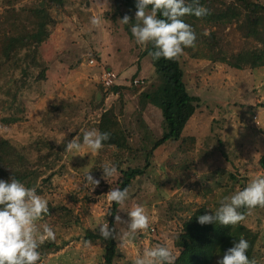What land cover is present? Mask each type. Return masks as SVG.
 <instances>
[{
  "label": "rangeland",
  "instance_id": "obj_1",
  "mask_svg": "<svg viewBox=\"0 0 264 264\" xmlns=\"http://www.w3.org/2000/svg\"><path fill=\"white\" fill-rule=\"evenodd\" d=\"M219 1L218 7H224ZM38 8L53 24L48 40L33 48L18 38L35 30ZM115 10L110 0H62L59 5L49 0H0V140L39 173L31 188L48 201L49 211L37 228L42 231L48 225L56 234L41 244L38 264H104V245L84 237L99 232L98 223H108L107 193L114 189L120 170L144 167V150L162 134L161 111L149 105L142 110L139 94L126 91L132 86L143 90L136 82L147 85L156 76L150 61L140 56L144 45L127 34ZM91 16L101 19L98 26L90 24ZM197 31L215 32L220 41L216 51L227 56L260 47L236 24L220 30L200 22ZM209 54L199 42L180 55L185 82L201 106L181 139L155 150L145 175L133 181L119 209L123 223L116 222V264H133L144 250L157 245L168 246L176 256L174 239L184 219L201 207L214 212L224 197L264 176L256 165L264 155V66L235 69L210 60ZM105 72L114 74L120 85L105 86ZM114 86L122 90L114 91ZM110 108L131 150L103 146L95 155L83 149L76 156L65 151L78 134L82 141L84 131L98 130L103 110ZM105 163L117 167L107 181L102 179ZM89 171L100 180L94 189L85 184ZM137 204L143 205L149 227L120 238L129 220L127 211ZM242 222L258 234L255 261L264 264V208L249 210Z\"/></svg>",
  "mask_w": 264,
  "mask_h": 264
},
{
  "label": "trees",
  "instance_id": "obj_2",
  "mask_svg": "<svg viewBox=\"0 0 264 264\" xmlns=\"http://www.w3.org/2000/svg\"><path fill=\"white\" fill-rule=\"evenodd\" d=\"M110 1L114 4L117 16L123 18L124 15H128L129 23L124 24V29L129 36H132L130 28L136 23L135 0ZM231 1L228 4L225 0H221L224 7H218L219 0H199L200 5L207 9V14L202 17L186 15L182 18L192 26L196 34L193 46L184 49L190 52L199 42H202L210 50L208 58L214 62H224L230 67L240 70L245 67L257 68L264 66V0ZM49 3L50 5H59L62 4V0H49ZM186 3H191V0H186ZM34 13L38 18L35 21V30L21 39L18 38L23 45L29 42L33 48L35 46L40 47L48 40L50 35L48 28L53 24V20L48 15H45L44 10L38 8ZM200 22L217 27L220 30L236 24L238 30L245 38L254 40L260 47L243 50L237 54L227 56L223 52L216 51L220 41L215 32H211L208 35L204 33L202 35L198 34L197 24ZM216 31L219 32V30ZM152 50L151 44L144 45L140 56L150 61L156 76L155 82L147 85L144 82H137L136 85L142 83L143 90H139L137 86H132L126 88V91L139 94V104L142 110L149 105L161 111L162 134L160 137L152 139L149 150H144V167L120 170V177L114 189L127 188L129 192L133 181L145 175L154 151L166 144L178 142L186 125L201 106L200 98L192 93L185 82L180 56L174 60H166L162 57L158 60H153L152 56L149 55ZM113 90L120 91L122 88L114 86ZM99 106L100 104L97 105V107ZM143 127L147 130L146 134H149V127L147 125H143ZM98 131L110 134L109 139L103 142V146L115 147L119 150H131L127 139L128 136L124 132L125 130L121 126L113 108L103 110ZM256 165L264 171V155L257 160ZM38 176L37 170L32 168L22 154L6 140H0V179L9 180L14 177L24 183L26 187L31 188L34 186ZM120 207L121 205L111 202L108 210V225L110 229H114L115 237L117 235V227L114 218L119 215ZM239 211L245 219L249 209L241 208ZM206 212L210 213L205 207H201L193 215L183 220L182 231L174 239V247L178 250L175 264H215L223 256L224 252L233 246L235 240H239L241 237L249 243L247 250L249 259L255 261L258 234L243 224L242 221L244 219L236 225H220L218 223L201 225L197 222V217ZM84 239L99 241L104 245V264H116L120 259L116 238L104 240L99 235V232H88ZM41 253L42 256L46 255L47 250H41ZM255 264H257L256 261Z\"/></svg>",
  "mask_w": 264,
  "mask_h": 264
},
{
  "label": "clouds",
  "instance_id": "obj_3",
  "mask_svg": "<svg viewBox=\"0 0 264 264\" xmlns=\"http://www.w3.org/2000/svg\"><path fill=\"white\" fill-rule=\"evenodd\" d=\"M135 7L136 23L130 28L131 34L138 45H152L153 50L149 55L153 60L161 57L174 60L183 53L184 48L193 46L196 34L182 18L207 14V9L200 5L199 0H191V3H186V0H135ZM120 21L128 24V15H124ZM89 22L92 26H98L101 19L91 16ZM109 136L108 132L97 129L84 131L82 141L78 134L66 143L65 151L76 156L86 149L89 154L95 155ZM101 170L102 179L107 181L116 174L117 167L105 163ZM99 183L100 180L95 179L90 171L85 173L86 185L91 184L94 189ZM107 199L123 206L128 199V189H112L107 193ZM256 207L264 208V176L254 177L242 190L224 197L214 212L199 215L197 222L201 225H236L244 219L239 211L241 208L251 210ZM48 211V201L37 194L35 188L26 187L14 177L0 179V264H38L41 244L45 239H55L56 235L48 225L42 231L37 228V222ZM127 215V227L120 229V238L134 237L138 231L148 229L149 217L143 205L137 204L127 211ZM114 219L117 223H123L118 215ZM97 227L104 240L116 238L114 229H110L107 222L98 223ZM248 248L249 243L243 237L235 240L233 246L217 260V264H255L247 255ZM175 260L176 256L168 246L157 245L144 250L133 264H175Z\"/></svg>",
  "mask_w": 264,
  "mask_h": 264
},
{
  "label": "built area",
  "instance_id": "obj_4",
  "mask_svg": "<svg viewBox=\"0 0 264 264\" xmlns=\"http://www.w3.org/2000/svg\"><path fill=\"white\" fill-rule=\"evenodd\" d=\"M90 63L93 64L94 61L91 60ZM115 77L116 76L114 74H111L110 72H105L103 75V81H104L105 86L111 87L113 85H120L116 82ZM254 119L256 121L257 117H254ZM257 122H258V120H257Z\"/></svg>",
  "mask_w": 264,
  "mask_h": 264
}]
</instances>
